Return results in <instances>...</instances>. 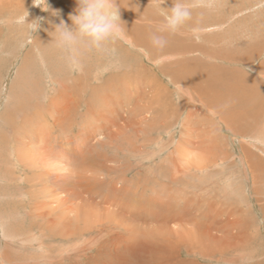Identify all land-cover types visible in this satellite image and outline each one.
Returning a JSON list of instances; mask_svg holds the SVG:
<instances>
[{"label":"rangeland","instance_id":"1","mask_svg":"<svg viewBox=\"0 0 264 264\" xmlns=\"http://www.w3.org/2000/svg\"><path fill=\"white\" fill-rule=\"evenodd\" d=\"M48 4L0 0V264H264V0L176 33L175 0H116L76 70L51 32L77 2Z\"/></svg>","mask_w":264,"mask_h":264},{"label":"clouds","instance_id":"2","mask_svg":"<svg viewBox=\"0 0 264 264\" xmlns=\"http://www.w3.org/2000/svg\"><path fill=\"white\" fill-rule=\"evenodd\" d=\"M76 14L70 15L72 27L64 20H60L52 31V40L55 46L66 55L70 69L76 70L81 65V56L84 50H105L106 45L113 39L120 38L125 27L120 19L116 0H76ZM163 0H159L160 7ZM215 0H175L174 7L162 13L164 24L160 32L176 33L182 26L192 19L195 8H211ZM33 4L44 11L50 6L48 0H33ZM162 8V7H161ZM53 14L58 13L53 10ZM28 12L20 14L15 23L24 27L28 32L34 33L40 27L39 19L28 22ZM152 45L162 49L167 41L161 35L150 37ZM113 67L119 70L122 65H110L105 71Z\"/></svg>","mask_w":264,"mask_h":264},{"label":"bare ground","instance_id":"3","mask_svg":"<svg viewBox=\"0 0 264 264\" xmlns=\"http://www.w3.org/2000/svg\"><path fill=\"white\" fill-rule=\"evenodd\" d=\"M119 2H120V1H119ZM164 8H165V7H164ZM154 10H155V9H154ZM167 10H168V9H167ZM49 20H50V19H49ZM138 27H139V26H138ZM148 28H149V27H148ZM150 30H151V29H150ZM160 34H161V33H160ZM145 35H146V34H145ZM123 36H124V35H123ZM134 36H135V35H134ZM161 36H162V34H161ZM164 37H165V36H164ZM123 39H124V38H123ZM118 42H119V41H118ZM128 43H129V42H128ZM132 43H134V42L132 41ZM120 48H121V47H120ZM125 48H126V47H125ZM133 50H134V49H133ZM116 51H117V50H116ZM186 53H187V52H186ZM120 54H121V53H120ZM188 54H189V53H188ZM167 56H169V55H167ZM228 57H229V56H228ZM126 59H127V58H126ZM133 59H134V58H133ZM87 63H88V62H87ZM186 63H188V62H186ZM245 63H246V62H245ZM157 65H158V64H157ZM188 65H189V64H188ZM263 65H264V64H263ZM189 66H190V65H189ZM180 68H181V67H180ZM55 69H56V68H55ZM166 69H167V68H166ZM197 69H198V68H197ZM185 70H186V69H185ZM255 70H256V69H255ZM259 71H260V70H259ZM175 73H176V72H175ZM139 74H140V73H139ZM130 75H131V74H130ZM130 75H129V76H130ZM187 75H188V74H187ZM197 75H198V74H197ZM178 76H179V75H178ZM188 76H189V75H188ZM231 76H232V75H231ZM152 77H153V76H152ZM221 77H222V76H221ZM176 78H177V77H176ZM176 78H175V79H176ZM247 78H249V77H247ZM247 78H246V79H247ZM99 79H100V78H99ZM123 79H124V78H123ZM249 79H251V78H249ZM138 80H139V79H138ZM206 81H207V80H206ZM247 81H248V80H247ZM251 81H252V80H251ZM100 83H101V82H100ZM240 83H241V82H240ZM252 83H253V81H252ZM242 84H243V83H242ZM216 85H217V84H216ZM247 85H249V84H247ZM258 85H259V84H258ZM261 85H262V84H261ZM91 86H92V85H91ZM213 86H214V85H213ZM242 86H243V85H242ZM249 86H250V85H249ZM210 87H211V86H210ZM78 88H79V87H78ZM246 88H247V87H246ZM87 89H88V88H87ZM89 89H90V88H89ZM211 89H212V88H211ZM211 89H210V90H211ZM77 90H78V89H77ZM135 90H136V89H135ZM255 90H256V89H255ZM137 91H138V90H137ZM199 91H200V90H199ZM83 92H84V90H83ZM81 94H82V92H81ZM223 94H224V93H223ZM208 95H209V94H208ZM224 99H225V98H224ZM84 100H85V99H84ZM127 100H129V99H127ZM157 103H158V102H157ZM150 105H151V104H150ZM252 106H253V105H252ZM249 108H250V107H249ZM252 108H253V107H252ZM254 108H255V107H254ZM142 109H143V108H142ZM27 111H28V110H27ZM256 113H257V112H256ZM231 114H232V113H231ZM257 114H258V113H257ZM246 115H247V114H246ZM257 116H258V115H257ZM208 117H209V116H208ZM60 123H62V122H60ZM56 125H57V124H56ZM145 133H146V132H145ZM195 134H196V133H195ZM257 138H262V137H259V136H258ZM261 141L264 143V138H263ZM261 141L259 140L260 143H262ZM83 143H84V141H83ZM263 143H262V144H263ZM15 151H16V150H15ZM155 153H156V152H155ZM22 156H23V155H22ZM154 165H155V164H154ZM168 170H169V169H168ZM152 172H153V171H152ZM195 172H196V171H195ZM204 173H205V172H204ZM45 177H46V176H45ZM156 178H157V177H156ZM154 181H155V180H154ZM156 183H157V182H156ZM144 187H145V186H144ZM61 193H62V192H61ZM147 198H148V197H147ZM56 199H57V198H56ZM129 200H130V199H129ZM147 201H148V199L146 200V203H147ZM125 203H126V202H125ZM148 203H149V202H148ZM128 206H129L130 209L132 208V205L128 204L127 207H128ZM133 206H134V205H133ZM155 208H156V207H155ZM141 209H142V208H141ZM51 212H52V211H51ZM124 218H126V217H124ZM128 220H130V219H128ZM128 220H127V221H128ZM123 221L125 222L126 219H124ZM127 221H126V222H127ZM125 224H126V223H125Z\"/></svg>","mask_w":264,"mask_h":264}]
</instances>
